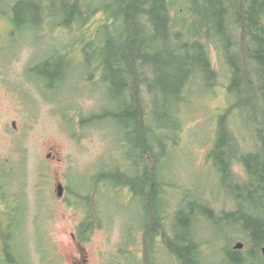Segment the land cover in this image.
Wrapping results in <instances>:
<instances>
[{"label":"rangeland","instance_id":"rangeland-1","mask_svg":"<svg viewBox=\"0 0 264 264\" xmlns=\"http://www.w3.org/2000/svg\"><path fill=\"white\" fill-rule=\"evenodd\" d=\"M88 1L87 7L95 8L111 0ZM172 3L174 12L187 15L185 0ZM60 5L61 0H0V197L6 215L16 209L14 217L22 227L17 245L25 255L19 262L11 252L9 264H69L68 232L74 220L59 200L58 184L65 187L63 201L73 199L85 208L95 203L103 218L105 224L91 229L84 244L90 264H178L160 236L148 243L144 226L151 223L147 217L152 220L157 203L150 209L117 175L143 171L138 128L132 134L115 117L91 116L114 107L113 86L100 81L92 47L102 45L117 25L109 24V32L102 29L106 18L96 11L81 24L74 13L77 20L61 26L57 22L70 18L71 7L61 12ZM51 9L56 12L53 20L45 13ZM210 58L216 80L191 85L181 109L180 137L173 145L153 144L156 154L164 152L154 173L165 179L162 231L170 233L175 209L184 204L188 212L199 214L192 232L201 243L203 264H224L225 240L231 238V246L244 242L232 229L220 231L226 220L219 214L234 209L233 192L219 182L208 155L220 114L228 111L240 138L235 145L244 151L253 149L250 129L255 123L251 108H230L228 68L218 48H210ZM163 129L157 128L162 141L174 136ZM231 171L239 181L245 177L237 161ZM205 204L215 219L204 214ZM12 256L17 263L11 262Z\"/></svg>","mask_w":264,"mask_h":264},{"label":"trees","instance_id":"trees-1","mask_svg":"<svg viewBox=\"0 0 264 264\" xmlns=\"http://www.w3.org/2000/svg\"><path fill=\"white\" fill-rule=\"evenodd\" d=\"M88 2L91 1L61 0L59 10L63 12L69 6L71 16L57 23L69 26L77 20L73 15L77 13L81 24L88 15L102 11L106 18L100 25L102 29L109 32V24L117 25L106 33L102 45L92 47L100 81L113 86L109 91L114 94V107L105 115L91 116L93 119L115 117L124 121L132 134L138 128L136 142L144 159L140 164L143 171L139 175H117L124 178L121 185L129 186L145 204L150 203V209L157 203L158 210L152 220L151 216L147 217L151 223L144 226L148 243L160 236L178 264H203L201 243L192 232L199 214L188 212L184 204L178 205L173 215L175 225L172 224L170 233L162 231L165 179H158L154 171L164 152L156 154L153 144L173 145L180 137L181 109L191 85L202 82L210 85L216 80L210 58V48L216 47L228 68L230 108L233 112L251 108L255 123L250 129L253 149L244 151L241 144L235 145L240 138L226 116L228 111L220 114L208 155L219 182L224 187L230 186L233 192L234 209L219 214L226 220L220 231L224 232L226 227L232 229L242 235L244 242L242 249H235L230 245L231 238L226 239L221 249L223 261L224 264H264L261 250L264 246V0H185L186 16L171 9L172 0H111L98 2L95 8L87 7ZM51 10L45 13L53 20L56 12ZM44 14L38 16V24ZM84 52L87 56L88 52ZM169 124L172 128H167ZM133 126L134 129H128ZM157 128L171 130L174 136L162 141ZM235 161L243 169L242 181L232 174ZM207 207L204 214L215 219L213 210Z\"/></svg>","mask_w":264,"mask_h":264},{"label":"flooded vegetation","instance_id":"flooded-vegetation-1","mask_svg":"<svg viewBox=\"0 0 264 264\" xmlns=\"http://www.w3.org/2000/svg\"><path fill=\"white\" fill-rule=\"evenodd\" d=\"M65 195V187H63V193L61 196H59V200L61 201V204H63L65 210H67L68 214L74 220L72 228L68 232V247L71 249L69 252V264H90L91 253L85 248L84 244L87 241V236L91 229H96L98 225L101 226L104 223L103 218L101 217V214L95 203H93L90 208H85L84 206L81 207L76 204V202H74L75 200L73 201V199H70V202L63 201ZM14 204L16 205V202ZM5 209V207H2L0 197V262L9 264V256L11 252L17 254L19 262L20 260H24L25 255L24 252L22 253L20 251L17 245V236H19L20 228L22 227L18 216L14 217V211L16 209H13L8 215H6ZM79 212L81 214H79ZM92 213H96L95 222L90 224L88 219L90 216L92 217ZM106 224L108 225V219H106ZM10 260L12 263H17V260L14 259L13 256L10 258Z\"/></svg>","mask_w":264,"mask_h":264},{"label":"water","instance_id":"water-1","mask_svg":"<svg viewBox=\"0 0 264 264\" xmlns=\"http://www.w3.org/2000/svg\"><path fill=\"white\" fill-rule=\"evenodd\" d=\"M56 189H57V194L59 196H61L62 195V192H63V186H62V184H58L57 187H56ZM242 247H243V243L242 242H238V243H236L234 245V248L235 249H241ZM261 250H262V254L264 255V246L262 247Z\"/></svg>","mask_w":264,"mask_h":264}]
</instances>
